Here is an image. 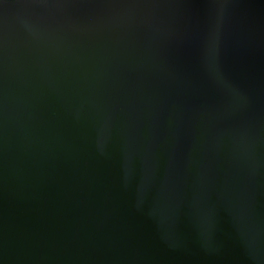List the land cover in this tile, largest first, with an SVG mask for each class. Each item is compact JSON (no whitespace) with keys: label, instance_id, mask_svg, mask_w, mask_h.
Wrapping results in <instances>:
<instances>
[{"label":"water","instance_id":"water-1","mask_svg":"<svg viewBox=\"0 0 264 264\" xmlns=\"http://www.w3.org/2000/svg\"><path fill=\"white\" fill-rule=\"evenodd\" d=\"M0 264H264V0H0Z\"/></svg>","mask_w":264,"mask_h":264}]
</instances>
